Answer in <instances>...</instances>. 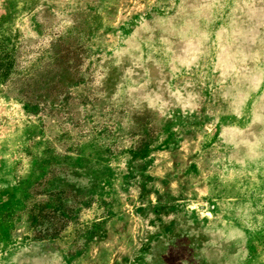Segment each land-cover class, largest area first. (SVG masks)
I'll use <instances>...</instances> for the list:
<instances>
[{"label":"rangeland","instance_id":"374dc122","mask_svg":"<svg viewBox=\"0 0 264 264\" xmlns=\"http://www.w3.org/2000/svg\"><path fill=\"white\" fill-rule=\"evenodd\" d=\"M0 48V264H264V0H0Z\"/></svg>","mask_w":264,"mask_h":264},{"label":"trees","instance_id":"16d2710c","mask_svg":"<svg viewBox=\"0 0 264 264\" xmlns=\"http://www.w3.org/2000/svg\"><path fill=\"white\" fill-rule=\"evenodd\" d=\"M3 48H0V82L3 81L10 72V66L5 64L4 58L2 57Z\"/></svg>","mask_w":264,"mask_h":264},{"label":"crops","instance_id":"0c3cea01","mask_svg":"<svg viewBox=\"0 0 264 264\" xmlns=\"http://www.w3.org/2000/svg\"><path fill=\"white\" fill-rule=\"evenodd\" d=\"M57 238H59V236L57 237ZM48 242V241H47ZM51 243V242H50Z\"/></svg>","mask_w":264,"mask_h":264}]
</instances>
